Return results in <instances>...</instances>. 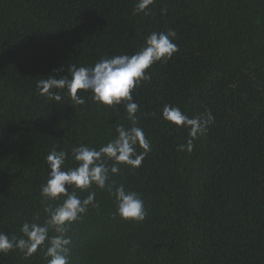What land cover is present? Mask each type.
<instances>
[{
  "label": "trees",
  "instance_id": "trees-1",
  "mask_svg": "<svg viewBox=\"0 0 264 264\" xmlns=\"http://www.w3.org/2000/svg\"><path fill=\"white\" fill-rule=\"evenodd\" d=\"M136 3L0 0V232L20 236L23 222L43 223L44 208L59 203L40 196L53 148L75 167L72 147L99 149L118 124L129 126L123 105L98 106L87 92L75 105L66 90L56 102L37 82L133 54L152 32L172 29L178 51L134 92L152 150L110 181L138 192L148 215L114 218L115 198L93 185L99 208L70 226L69 264H264V0H155L148 15H133ZM165 105L215 117L192 152L177 150L188 132L162 119ZM0 264L47 258L13 250Z\"/></svg>",
  "mask_w": 264,
  "mask_h": 264
},
{
  "label": "clouds",
  "instance_id": "clouds-1",
  "mask_svg": "<svg viewBox=\"0 0 264 264\" xmlns=\"http://www.w3.org/2000/svg\"><path fill=\"white\" fill-rule=\"evenodd\" d=\"M155 0H137L133 15L150 13ZM176 32L172 29L152 32L145 38V44L133 54L102 57L93 66L73 65L69 76H49L37 82L39 94L46 99L62 101L61 92L66 90L75 105H84L86 99L78 92L90 94L92 102L98 106L115 108L123 105L129 126L118 124L112 139L99 149L87 145L74 146L70 155L75 167H67L69 153L53 148L46 156L49 169L45 184L41 185L40 196L48 201H59L55 207L46 206L47 218L39 222L35 216L31 222L22 223V235L0 232V254L19 250L25 258L33 256L40 249L47 258V264H69L71 254L70 226L78 222L89 211V206L99 208L93 185L107 190L116 202L115 218L122 221L142 223L148 215L141 195L126 190L123 184L115 186L111 177L118 175L123 165L137 169L151 152V142L142 127L138 126L139 105L134 100V92L142 82L150 81L148 70L156 63H166L178 51L174 42ZM62 69H55L59 73ZM162 119L188 132L186 143L177 146L178 151L192 152L194 142L215 123L209 110L200 116L190 118L178 106L165 105ZM139 149V151H138ZM87 192L86 196L82 195ZM50 233H53L50 235Z\"/></svg>",
  "mask_w": 264,
  "mask_h": 264
}]
</instances>
